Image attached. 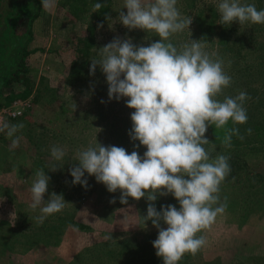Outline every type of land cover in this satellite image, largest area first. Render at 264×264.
<instances>
[{"label":"rangeland","instance_id":"374dc122","mask_svg":"<svg viewBox=\"0 0 264 264\" xmlns=\"http://www.w3.org/2000/svg\"><path fill=\"white\" fill-rule=\"evenodd\" d=\"M62 1L57 0L56 7L51 12H45L41 5L39 16L34 20L36 31L29 45L31 48H36L28 61L31 68L30 76L35 86L43 88L41 100L34 103L30 112L21 116V118H28V121L21 120L26 126L17 133L22 137L19 147L11 149V140L7 135H4L6 141L0 136V229L2 228L1 236L4 238L6 236L8 240L6 243L3 242L8 247H3L4 249L0 247L2 256L5 255L0 257V264H134L137 254L144 250L145 245L158 231L151 221L145 223L142 218L147 215L149 202L146 198L136 201L129 197L127 204H121L119 190L116 193H110L104 184L98 183L94 176H89L87 173L85 178L88 180V186L81 187L86 194L81 198L78 197V205L75 204L72 210L75 221L67 226L59 243L47 245L41 241L28 242L23 233L24 227L22 228L20 218L17 217V215L20 216L15 208L18 203L19 208L25 209L22 210L24 215L36 217V214L40 213L39 209L33 211L29 207L32 203L30 189L36 178L35 173L41 169L33 164L31 158V154H37L38 148L50 150L52 146H59L65 149L66 154L71 151V158L77 156L78 151L87 148L89 144L93 145V142H95L94 145L99 142L104 146L123 147L129 154L137 150L143 156L146 151L144 146H140L139 149L134 147V144H139V141L131 140L129 132L132 124L128 126L121 141H112L111 134L118 125L113 124L118 122L123 127V122L132 123L131 114L135 110L126 106L127 98L119 101L109 100L106 76L99 65L95 74H90L91 59L100 58V48L117 37L131 38L135 45H142L146 39H141V29L129 30L119 22L120 10L127 13L126 8L122 9L124 0H115L111 6L108 5L98 12H94L91 5L89 16L96 20V28L93 33L95 39L91 52L86 57L88 75H84L77 85H69L67 75L72 60L80 54L75 49L76 38L86 35L90 27L86 29L87 24L83 27L86 22L83 23L84 21L77 17L75 11L70 8V4H64ZM207 1L214 2V9L218 11L217 5L220 1ZM262 1L241 0V3L255 4L258 10H264ZM201 4L198 1L196 8ZM9 7L10 9L2 13V18L8 19L10 10L17 14L18 11L26 8L25 5L12 3ZM177 7L182 16H186V10H191L184 1L178 0ZM20 22L24 23L25 18H22ZM101 24L103 27H98ZM13 25L15 32L9 31V34L5 35L3 32L0 35V57L5 60L16 53H13L12 46L8 45L14 44L17 29L21 30V27H16L15 21ZM235 26L232 31L233 38L241 35L244 42H250L245 48L246 52L250 51L249 58L254 53H252L251 36L245 32H252V24L249 22L240 25L235 22ZM9 27L6 29L4 26L5 33ZM194 27H190L192 28L190 36L189 29L186 30L188 39L202 40L204 45L210 47L209 54H217L219 33L214 29L210 33L205 32L204 35L197 34L193 31ZM179 35L182 34L174 36ZM253 35L256 37L252 40L258 43L264 41V31L253 32ZM197 36H199L198 39ZM224 55L223 57L218 54V57H223L224 70L231 76L232 83L219 99L223 100L224 96L235 97L241 91L247 92L251 99L245 101L244 107L247 110V116L249 118L251 114L252 116L246 124L233 125L231 121L228 122L227 128L238 127L240 134L244 136L241 140L234 135L231 148H225L222 143L225 129L209 126L205 136L210 143L205 147L213 157L228 151H237V149L247 150L253 165L264 169V156L258 150L264 145V127H262L264 124V68L259 69L260 72H252L244 68V64L241 63L243 59L237 61L233 58L230 63V59L226 60L228 59L226 55L229 53L226 52ZM20 87H22L21 84L18 85V88ZM51 91L55 92V97L49 101L47 93ZM102 100L104 103H101ZM253 120L256 121L255 124ZM248 128L252 129L251 135L246 131ZM41 153L45 168L51 172L49 174L45 171L50 177L48 192L45 194L47 201L55 185L51 176L55 168L52 156H48L46 152ZM67 177L69 176L67 175L64 180L69 181ZM75 188L77 190V186ZM233 195L238 199H232ZM262 195L261 192L257 194V196ZM220 196L221 201L227 197L226 212L217 217L211 230L204 233L207 239L206 246L195 257L188 254V258L182 264H258L253 256H264V204L247 207V195L242 193L239 196V193L233 191L232 185L221 186ZM165 197L158 196L155 201L158 211H161L162 206L168 203L165 202L167 200H164ZM113 199L115 203L111 202ZM171 199H169L170 204L179 208L178 201L176 199L171 201ZM162 226L167 227L163 223ZM46 236L51 238L49 234ZM106 236H111L112 239L106 240Z\"/></svg>","mask_w":264,"mask_h":264},{"label":"clouds","instance_id":"9594fccd","mask_svg":"<svg viewBox=\"0 0 264 264\" xmlns=\"http://www.w3.org/2000/svg\"><path fill=\"white\" fill-rule=\"evenodd\" d=\"M177 3L178 0H124L122 9L126 8L127 13L120 10L119 22L129 30L154 33L159 40L138 46L131 38L117 37L99 49V59H91L90 74L94 75L99 65L106 76L109 100L127 98L126 106L135 110L129 135L133 142L139 141L134 144L136 149L146 147L143 156L137 150L129 154L123 147L98 142L79 150L77 163L69 169L74 185L87 188V173L110 193L119 190L121 204H127L129 197L136 201L146 198L147 215L142 218L158 229L152 243L163 264H179L185 254L195 257L207 244L204 233L226 212L227 197L221 201L220 193L231 172L230 157H213L205 147L210 143L205 134L209 126L225 129V148L232 147L234 135L243 140L238 127L226 126L229 121L233 125L247 123L244 104L251 99L245 91L219 99L232 78L224 70L223 59L209 54L202 40L191 39L179 47L172 42L174 35L190 29L193 22L192 17L181 15ZM56 4L57 0H41L45 12H51ZM102 7L95 3L93 11ZM217 9L223 25L264 24V10H258L255 4L220 0ZM24 127L22 122L0 120V133L6 132L11 149L19 147L22 137L17 133ZM246 131L251 135V128ZM50 151L56 161L66 156L65 149L59 146H52ZM35 177L29 207L39 209L35 219L42 224L66 205L63 195L55 192L45 200L50 177L43 168L36 171ZM168 195L180 207L169 204L158 211V196ZM111 202L115 203V199Z\"/></svg>","mask_w":264,"mask_h":264},{"label":"trees","instance_id":"16d2710c","mask_svg":"<svg viewBox=\"0 0 264 264\" xmlns=\"http://www.w3.org/2000/svg\"><path fill=\"white\" fill-rule=\"evenodd\" d=\"M179 1H184L186 2L187 6L189 5V7H191V10L184 11L186 13V16H190L193 18V22L190 27L195 26L193 30L194 32H196L197 34L204 35L205 32L210 33V31L215 29L216 32L219 33V49L218 53L215 54V56H218L219 54L224 57V54L228 52L229 55H226V57L228 58L226 60L228 61L230 59V63L231 59L233 58H235L237 61L243 59L241 63L244 64V68L252 72H260L259 69L264 68V41L262 43H258L256 40H252L256 37L255 35H253V32L264 31V24H252V32H245V34L251 36V46L253 48L252 53H254L248 58V54L250 53V51L248 52L247 50L246 52L245 48L246 44L250 42H244L243 36L241 35H239V37L237 38H233L232 31L233 29H235L234 27H236L235 22H233L234 25L221 24V15L218 11L214 9V2L211 3L207 0ZM198 1L199 4H202L199 5L198 8H196ZM4 2H8V4L5 5ZM62 2L64 4H70V8L75 11L77 17L80 20L84 21L83 23L86 22L83 27H85L86 24V29L90 27V31L86 33V35L78 36L75 41V49L78 50L80 54L76 58H73L69 74L67 75V84L75 86L79 81L84 78V75H88L86 57L88 54H90L95 39L93 33L94 29L96 28V20H93L91 16H89V7L91 5L93 7L95 3L99 2L104 5V7L102 8H106L108 5L111 6L115 2V0H63ZM262 2L264 3V0ZM11 3L13 5H25L26 8L23 11H18L17 14L16 12L10 10L9 16L7 17L8 19L2 18V13L7 11L6 9H10L9 5L11 6ZM40 9L41 0H0V24H4L3 26L0 25V27H3L0 28V35L3 34V32L4 35L9 34V31L10 33L15 32V27L13 25L14 21L16 23V27H21V30L17 29V35L15 37L14 44L8 45L9 47L12 46L13 53H16L11 54L12 56H8L7 60L0 57V105H2L3 103L10 102L17 97H26L31 94L33 95L34 103L39 102L41 100V96L43 95L44 91L41 86H35L32 77L30 76L31 68L28 61L29 56L34 50V48H31L29 45L34 37L33 23L34 20L39 16ZM22 18H25L24 23L20 22ZM10 25L11 27H9ZM4 26L6 29L9 27L7 31L8 33H5ZM217 27H219V29ZM191 29L192 28L189 29V36ZM255 29L258 30L256 31ZM186 30L181 33L182 35L173 36L171 38L172 42L177 47H179L183 43L191 41L187 37L188 32ZM140 36L142 40L146 39L145 41H143V46H148L150 43L159 40V37L156 36L154 33H147L144 30H140ZM198 37L199 36H197V39ZM205 50L209 52L210 47L205 45ZM230 66L231 65H229V67ZM20 84L22 85V87L18 88V85ZM54 95V91L48 92V100L51 101L52 98L55 97ZM251 116L252 114L250 115V118ZM250 118L248 117V122L250 121ZM21 120L27 122L28 118H21V116L10 117L7 119V122L10 124H15L18 121V123H21ZM253 123L255 124L256 121L253 120ZM116 124L118 125L117 127H115L113 134H111L112 141L114 142L121 141L123 139V134H126L128 126H130L132 123L123 122V127L120 126L118 122L114 123L113 125ZM24 125L26 126V124ZM262 127H264V124H262ZM5 134L6 132H3L0 135L2 139L6 138L4 136ZM94 143L95 142H93V145ZM38 149L39 151L37 152V154H31L33 164L38 168H43L46 172L48 171L49 174H51V172L47 168H45V164L43 162L44 157L42 158V153L40 154V152H46L48 153V156H51V151L47 149L43 150L42 147ZM32 150H34V148ZM258 150L261 151L264 156V145L260 146ZM70 153L72 152L70 151L69 154H66L63 161H56L52 157V160L54 161V168L57 169L56 172L53 171V174L51 176L53 177L56 186L54 185L52 189L50 187L49 188L51 189V191L55 192L58 195L62 194L64 197L66 206L60 213H56L52 216H49L41 224L36 221L33 215H24V212L22 210L25 209L19 208V203L17 204L15 202L17 204L15 206L16 212L20 213V216L17 215V217L20 218L22 228L24 227L23 233L25 234V238L28 240V242L31 241L32 243H38L39 241H41L46 243L47 245L59 243L62 240L67 226L75 221L72 210L75 208V204H77L78 199L83 197L86 193L85 190L81 188L83 187V185H74L72 183L73 177L71 176L69 169L73 166V164L77 163V156L71 158ZM247 153V150L237 149V151H228V153L224 154L230 157L229 164L231 172L221 186L232 185L233 191L237 192V194L239 193V196L240 194L245 193V195H247V207L249 205L250 207H253L254 205H263L264 169H259V167H255ZM67 175L69 176L67 177L69 181L64 180ZM75 186H77V190ZM258 192H261L263 195L257 196ZM170 196V198L169 196H166L164 198V200L167 199L165 200V202H168L165 205L170 204L169 199L172 198L171 201L173 199L175 200L172 195ZM232 199L237 200L238 198L233 195ZM36 215L38 216L40 215V213ZM31 217H33L32 220ZM11 230H14V228ZM1 232L2 228L0 229V247H8L3 243H6L8 240L6 239V236L5 238L1 236ZM47 234H49L51 238H47ZM157 237L158 231L153 235L152 239L145 245L144 250L141 251L139 255L137 254L134 264H163L162 258L156 255V249L154 248L152 243L154 240L157 239ZM0 254L2 255L1 252ZM186 258H188V254H185L179 264L185 262ZM253 259H255L258 264H264V256L255 255L253 256Z\"/></svg>","mask_w":264,"mask_h":264},{"label":"built area","instance_id":"2783aa9c","mask_svg":"<svg viewBox=\"0 0 264 264\" xmlns=\"http://www.w3.org/2000/svg\"><path fill=\"white\" fill-rule=\"evenodd\" d=\"M33 95L17 97L10 102L0 105V120L7 121L10 117H18L30 112L33 108ZM19 113V115H14ZM2 133H0L1 135Z\"/></svg>","mask_w":264,"mask_h":264},{"label":"crops","instance_id":"0c3cea01","mask_svg":"<svg viewBox=\"0 0 264 264\" xmlns=\"http://www.w3.org/2000/svg\"><path fill=\"white\" fill-rule=\"evenodd\" d=\"M33 30L36 31L35 28H34V23H33ZM34 34H35V32H34ZM35 48H36V47H34V49H35ZM4 256H5V255H4ZM4 256L0 255V257H4ZM1 261H6V260L1 259Z\"/></svg>","mask_w":264,"mask_h":264}]
</instances>
